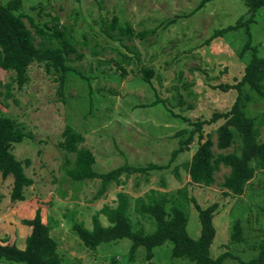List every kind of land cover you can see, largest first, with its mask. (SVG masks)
Returning a JSON list of instances; mask_svg holds the SVG:
<instances>
[{
  "label": "rangeland",
  "instance_id": "1",
  "mask_svg": "<svg viewBox=\"0 0 264 264\" xmlns=\"http://www.w3.org/2000/svg\"><path fill=\"white\" fill-rule=\"evenodd\" d=\"M246 1L21 0V11L43 31L69 33L75 40V51L68 54L73 71L61 94L54 74L46 73L41 64L31 63L27 83L21 88L12 86L10 91L5 84L11 73L0 68V110L30 135L12 144L10 151L20 161L29 160L24 169L32 179L24 189V199L11 200L12 177L0 175V243L23 248L30 227L22 220L38 211L57 242L63 264H110L112 258L116 259L113 264H191L186 258L171 256L169 240L154 247L151 259H145L141 247L130 259L128 238L101 242L89 249L73 232L75 223L91 228L92 215L105 204L113 205L116 193L123 191L131 198L126 213L133 229L150 233L154 220L135 212L133 206L136 197H145L151 189L181 200L187 233L194 239L201 228L198 213L179 191L195 198L201 207L218 203L210 253L216 256L228 251L231 256L222 264H240L256 256L259 243L264 241V168H256L243 193L233 195L220 185L228 167L220 165L214 172L215 182L209 186L190 182L184 167L197 145L193 122L229 110L236 97L235 90L222 91L219 85L235 83L241 77L252 55L251 49L240 54L245 43L249 40V48L255 46L257 56L264 58V4L254 10L250 21ZM113 18L134 32L146 34L142 39L112 38L106 30ZM24 20L35 35V43L39 42L34 28ZM236 24L237 28L225 31ZM222 29L223 34L214 36ZM144 68L152 71L149 81L143 78ZM242 96L245 115L260 122L259 141H264V88L260 97L244 87ZM223 121L218 118L202 126L210 134L211 149L215 154L238 152L237 135L230 146L216 147L215 130ZM66 126L83 136L78 146L91 151L96 172L124 163L137 167L166 164L178 140L185 139L188 131L196 132L169 169L122 173L119 179L123 184L108 183L106 193L96 198L100 178L78 182L66 172L75 159L74 152L59 146ZM181 129L185 132L176 134ZM169 205L167 202L166 207ZM99 219L105 224L104 216ZM235 219L242 229V239L236 243L229 240ZM0 264L21 263L1 260Z\"/></svg>",
  "mask_w": 264,
  "mask_h": 264
},
{
  "label": "trees",
  "instance_id": "2",
  "mask_svg": "<svg viewBox=\"0 0 264 264\" xmlns=\"http://www.w3.org/2000/svg\"><path fill=\"white\" fill-rule=\"evenodd\" d=\"M251 12L250 21L253 20V12L256 8L264 4V0L246 1ZM34 28L35 34L39 37V42L35 43V35L26 25ZM248 22V21H247ZM246 22V26L248 25ZM235 26L226 27L225 31L237 28ZM106 32L113 38H143L146 32H134L129 26H123L113 18L108 24ZM111 30V31H109ZM224 33V29L216 31L214 36ZM249 40L245 43L240 54L251 49V58L244 66L241 77L235 83L220 84L222 91L235 90L236 97L229 110L225 112H213L208 119L194 121V129L198 132L197 145L191 154L189 162L184 164L190 182L209 186L215 182L214 172L220 165L229 168L228 173L220 183L225 189L224 192L240 195L244 186L253 177L256 168H264V141H259L260 122H255L253 118L245 115L243 110L242 89L256 92L263 96L264 88V58L258 57L255 46L249 48ZM40 43V44H39ZM39 44V45H38ZM75 40L68 33L54 29L48 33L33 22L30 15L21 11V0H0V68L11 73L10 80L5 87L10 91L12 86L21 88L28 81L27 68L36 62L41 64L48 74H54L57 82V91L62 93L65 81L73 68L69 65L68 54L75 51ZM79 57V55H78ZM145 81H149L152 71L141 69ZM8 94V92H7ZM218 118L224 121L217 126L216 147L224 149L233 141L234 135L240 139V150L238 152L217 153L211 147L212 141L209 133L202 130L203 124L215 122ZM232 126L234 131L230 128ZM188 131L185 139L178 140V147L171 151L169 161L166 164L149 163L145 166L137 167L126 163L114 167L108 171L96 172L92 168L94 156L90 150L79 147V142L83 136L73 131L70 126H66L62 132V139L59 141L61 149L67 152H74L75 159L72 166L67 169V174L73 181H86L91 178H100V185L96 198H100L107 191V184H123L120 180L122 173L131 174L145 172L152 169H169L174 158L185 149V146L193 140L195 130ZM185 132L179 130L176 134ZM25 137H30L22 125L12 117L5 115L0 110V175L2 178L12 177L9 198L11 200H23L24 189L32 183V179L25 173V165L28 159L20 161L11 150L12 144L22 141ZM176 172V166L173 167ZM180 197L185 202H191L198 213L200 222L199 236L194 239L187 233V215L179 199H172L165 191L147 190L145 197L134 199L133 210L139 214H144L154 220L155 228L150 233L144 232L142 228L134 230L132 221L127 215L131 198L127 193L118 191L116 201L113 205H103L92 215L91 228H85L81 224H73L72 230L81 243L89 248L95 247L101 242L115 241L121 238H128L131 241L129 248V258L132 259L135 252L141 247L145 254V259H151L154 247L169 240L172 243L171 256L173 258H186L191 264H222L225 258L231 256L228 251H223L216 256L210 253L211 244L215 236V227L212 219L218 208L217 202H212L205 207H201L195 198H188L185 193L179 191ZM170 202L169 207L166 203ZM99 216H104L105 224H102ZM22 222L30 227V232L25 238L23 248H18L15 244L0 243V261L7 260L21 264H63L62 256L57 250V242L49 233V227L42 222L39 212L30 219H23ZM242 239L241 224L235 219L232 224L230 241L236 243ZM112 258L111 263L115 262ZM264 263V241L259 243V250L256 256L248 260H241L240 264H263ZM71 264H83L74 261Z\"/></svg>",
  "mask_w": 264,
  "mask_h": 264
}]
</instances>
